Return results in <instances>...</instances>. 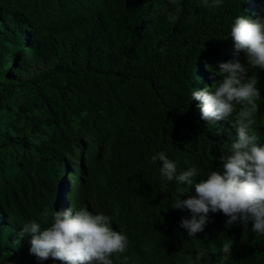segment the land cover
I'll list each match as a JSON object with an SVG mask.
<instances>
[{"label":"trees","instance_id":"obj_1","mask_svg":"<svg viewBox=\"0 0 264 264\" xmlns=\"http://www.w3.org/2000/svg\"><path fill=\"white\" fill-rule=\"evenodd\" d=\"M239 15L264 18V0H0V264H62L31 254V234L17 243L45 207L111 215L129 242L113 264H264L251 222L226 228L209 212L189 237L180 223L191 213L171 207L176 182L151 162L164 151L178 174L223 171L237 132L202 119L191 92L222 79L221 62L247 67L230 37ZM256 75L253 132L264 144V70Z\"/></svg>","mask_w":264,"mask_h":264},{"label":"clouds","instance_id":"obj_2","mask_svg":"<svg viewBox=\"0 0 264 264\" xmlns=\"http://www.w3.org/2000/svg\"><path fill=\"white\" fill-rule=\"evenodd\" d=\"M204 6L218 8L223 0H199ZM175 7L177 0H168ZM167 21L175 24L176 12L165 9ZM234 42V55L243 52L247 67L239 59L221 62L213 76L222 79L211 87L193 90L191 99L199 101L201 118L214 123L229 120L237 132L227 154L221 156L223 171L210 170L206 176L200 169L188 166L177 172V164L164 151L151 156L159 162V174L167 182H176L175 198L171 207L188 210L190 218H182L180 227L189 237L204 230L209 212H222L225 227L240 224L257 236H264V144L253 132L256 114L260 110L261 91L256 69L264 70V18L251 19L246 15L234 18L230 27ZM163 52L164 49L159 50ZM251 70V75L249 71ZM197 176L206 178L194 183ZM194 187L195 195H188ZM42 223L47 225L42 227ZM113 217L103 212L93 213L82 207H68L51 211L45 207L39 220L22 225L17 243L25 234H31L30 253L39 260L61 261L62 264H113L114 254H123L128 248V237L113 229ZM233 241L222 245L221 251L229 255Z\"/></svg>","mask_w":264,"mask_h":264}]
</instances>
